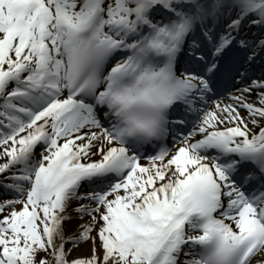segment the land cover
I'll list each match as a JSON object with an SVG mask.
<instances>
[{"label": "snow or ice", "instance_id": "6c2138e0", "mask_svg": "<svg viewBox=\"0 0 264 264\" xmlns=\"http://www.w3.org/2000/svg\"><path fill=\"white\" fill-rule=\"evenodd\" d=\"M0 264H264V0H0Z\"/></svg>", "mask_w": 264, "mask_h": 264}]
</instances>
